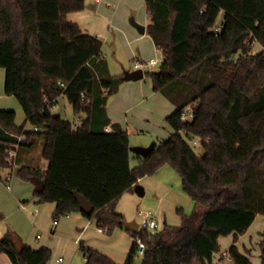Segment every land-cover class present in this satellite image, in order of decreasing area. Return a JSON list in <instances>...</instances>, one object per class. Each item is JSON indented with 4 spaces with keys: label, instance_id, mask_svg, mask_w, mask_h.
I'll list each match as a JSON object with an SVG mask.
<instances>
[{
    "label": "trees",
    "instance_id": "16d2710c",
    "mask_svg": "<svg viewBox=\"0 0 264 264\" xmlns=\"http://www.w3.org/2000/svg\"><path fill=\"white\" fill-rule=\"evenodd\" d=\"M144 1L147 33L163 55L160 69L150 74L153 90L175 107L166 119L172 135L145 159L132 158L128 133L108 115L122 76L111 74L102 42L69 20L86 0H0L4 91L25 116L18 127L14 111L0 110V173L8 170L34 186L41 179L45 188L35 190L36 202L55 204V220L80 213L110 235L125 229L116 211L120 199L170 166L195 211L186 216L179 210L181 226L130 233L146 245L143 264H214L219 239L231 235L235 243L219 261L228 255L232 264H253L236 242L264 216V0ZM255 45L262 51L254 53ZM60 98L84 116L80 125L52 112ZM195 139L202 155L190 143ZM40 159L48 162L46 170ZM75 192L94 207L92 215L81 211ZM80 249L86 264H117L97 250ZM260 249L264 264V233ZM0 253L12 264H47L52 255L11 233L0 239ZM135 254L136 244L127 264Z\"/></svg>",
    "mask_w": 264,
    "mask_h": 264
},
{
    "label": "rangeland",
    "instance_id": "374dc122",
    "mask_svg": "<svg viewBox=\"0 0 264 264\" xmlns=\"http://www.w3.org/2000/svg\"><path fill=\"white\" fill-rule=\"evenodd\" d=\"M105 5V10L99 13V17L89 15L83 19L82 27L84 33L97 37L102 42V53L113 76L123 77L124 72L132 71L136 61L143 65L141 69L145 73V77L141 81L122 83L119 92L112 96L108 103L110 105L117 97L123 95L125 86L130 85L133 87L135 98L125 100L123 104H118L115 107L113 106V110L117 112L122 123H124L123 126L125 132L128 133L130 148L149 147L152 144H158L161 140L168 139L172 135L173 131L166 119L174 108L162 94L153 90L150 74L157 72L161 64L150 69L145 67L152 59H161L163 57L162 53L157 50L148 33L140 35L131 25V20L133 19L137 24L148 27L149 18L145 1L109 0ZM222 19L223 13L219 16V23ZM253 52H261L259 45H255ZM4 84L5 71L0 69V110L14 111L16 113V125L21 127L25 125L23 110L15 97L6 96ZM52 112L70 121L73 125L81 124L83 115H76L65 98L59 100ZM26 129L31 130V126L27 124ZM195 150L199 155L203 154L201 147L195 146ZM33 153L34 157L38 158V150ZM39 163L43 170L47 169V161L40 159ZM133 164L135 166V161ZM162 171H164L162 174L164 183H162L168 185L170 189L169 195H166L167 190L164 187H159L156 183V178H154L156 173ZM6 173H9V171H2L0 177H4ZM156 173L142 178L151 181L155 179L154 183L147 184L148 188L146 190L148 191L143 198L138 197L136 194H127L120 199L116 209L117 213L124 216L126 221H136L139 225L144 221V217L140 216L139 212L150 213L158 224V229L151 230L152 233L161 232L166 225L181 226L183 217L179 210L186 216H191L195 211V204L184 192L182 179L176 170L166 165ZM15 181L25 183L16 174ZM1 185L3 186L2 183ZM141 185L146 188L145 185ZM3 188L17 203V209L13 212L10 206H7V199L4 197L3 192L0 191V205L2 206L0 214L4 218L0 223H3L4 235L11 233L15 241H22L28 244V241H25L27 238L36 248L49 249L52 255L47 264H59L57 263L59 258L63 260L61 264H86L79 245L75 243V240L81 234V230L85 227L84 224L77 226L76 223L70 222L73 221L71 220L73 217L71 215L61 217L57 219L59 228L55 229L53 235L51 232L55 221L53 218V203L37 204L34 192L29 195L28 191H23L22 195H17L15 191L10 194L4 186ZM25 196L26 198L24 199ZM141 200H143L142 203H140ZM19 201L26 205V212L20 210ZM38 207H40L41 211L37 218L30 215L31 209ZM34 220H36L38 225L32 223ZM85 221L88 222L89 220L85 219ZM90 222L95 225L97 223L95 219ZM95 225L84 232L82 236L83 244L93 247L104 255H108L107 253L112 254L117 258V261H124L125 263L129 252L126 248L131 234L122 232L126 237L118 236L121 230L117 228L110 235L104 233L101 235L97 232ZM263 233L264 216H258L244 240L248 246L252 245L251 259L253 263H257L259 260L260 247L257 242ZM38 235L41 236L40 240H37ZM250 236L253 238L252 242H250ZM230 246L231 239L223 237L220 242L221 253L217 257L227 252ZM240 246L242 248L243 245L240 244ZM5 256L8 257L6 254ZM229 259L227 255L219 264H229ZM215 260L217 261V258ZM143 261L144 257L136 252L133 264H143Z\"/></svg>",
    "mask_w": 264,
    "mask_h": 264
},
{
    "label": "crops",
    "instance_id": "0c3cea01",
    "mask_svg": "<svg viewBox=\"0 0 264 264\" xmlns=\"http://www.w3.org/2000/svg\"><path fill=\"white\" fill-rule=\"evenodd\" d=\"M107 1H109V0H86L85 9L83 11H81V12H78V13H74V14L69 15V20H71L73 22H76L80 26V28H82V31H83V27H82V25H83V22H82L83 19L86 18V16H89V15H94V17H99V13L100 12H103L105 10V6H106L105 3ZM72 16H74V17H72ZM149 23H150V21H149ZM144 27H146V26H144ZM146 33H147V27H146ZM146 33L144 35H146ZM259 47H260V49L262 51V47L260 45H259ZM138 64H140V62L136 61V63L134 64V66L132 68V71L135 70V67ZM125 83H129V82H125ZM133 98H135V95H134V92H133V87H131L130 85H127L123 89V95H120L119 97H117L115 99V101H113L110 105L108 103V106H107L108 115H109V117H110V119L112 121V125L113 124H119L123 131H125V128L123 126L124 123H122L121 118L117 115V112H115V110H113V106L115 107L118 104H123V102L125 100H130V99H133ZM173 108L175 110V107L174 106H173ZM83 118H84V116H82L81 119H83ZM108 129H109V132H110L112 130V126L108 127ZM133 155H134V153L131 152L132 158H133ZM133 162L134 161L132 160V163H131V166L132 167H134ZM135 165H136V162H135ZM163 173H164V171L156 173L154 178H156V183L159 185V187H164L165 190H167L166 195H169L170 189H169L168 185L166 183L163 184L164 183L163 180H162V178H163L162 177L163 176L162 174ZM8 179H9V181H8ZM154 180H152V181L151 180H145V179L139 180V183H138V190L139 191H135L134 193H132V195L136 194L138 197L143 198L146 195L147 191H148V190H146L148 188V185L147 184L148 183H154L155 182ZM1 183L3 184V186L6 188V190L10 194L14 193V191H15L17 195H22V192L23 191H28V194L31 195L33 192L35 193V190H36V187L33 184H30L28 182H25V183H22L21 182V183H19V181L18 182L15 181V176H11L10 177L9 173H6L4 177H0V191L3 192L4 197L7 199V206H10V208H11V210L13 212H14L15 209H17V203H16V201L11 196L8 195V193H6V191L3 188V186L1 185ZM141 184L145 185L146 188H144ZM125 195H127V194H125ZM125 195L123 197H125ZM128 195H130V194H128ZM25 198H26V196L24 197V199ZM142 202H143V200L140 201V203H142ZM21 205H23V208H21ZM19 207H20V210L21 211H23V212H26L27 211V207H26V205L23 202H20L19 201ZM0 208H2L1 205H0ZM40 211H41L40 207H38L36 209L32 208L30 215H32V216H34V217L37 218V216L40 214ZM53 211H55V204H54V207H53ZM70 215L73 216L72 219H71L73 221H70V222L76 223L77 226H81L83 224L85 226L84 229L81 230V234L75 240L76 245H79L80 248H81V246H84L86 248L94 249L93 247L86 246L85 244H83V242H82V236H83V234H84V232L86 230L92 228V226H94L95 224L93 222H90L91 220H89L88 222H86L85 219H87V218L85 216H83L82 214H80V213H73V214H70ZM256 220H257V218H256ZM55 221H57V224H54L53 225V230H51V232H52L53 235H54L55 229H57V227L59 228V226H58V220H55ZM32 223L38 225L37 222H36V220L32 221ZM2 224L3 223H0V239L4 236V228L2 227L3 226ZM253 224H252V226H253ZM95 226L97 228V232L102 235V233L99 231V227H98L97 223H96ZM252 226L249 228L248 232L245 235L240 236L238 238L237 242H236V246L238 247L239 251L241 253H243V254H247L249 256L251 262H252L251 256H252V252H253L252 245L250 244L248 246L244 240L248 236L249 231L251 230ZM120 230L121 231L118 233V236L120 235V236H123L125 238L126 235H124V234H127V233L130 234V232H128L126 229H124V231L122 229H120ZM122 232H125V233L123 234ZM222 238L219 239V243L221 242V239ZM226 238H230L231 239V246L234 245L235 239H234V236L233 235H231L229 237H226ZM24 239H25V237H24ZM40 239H41V236L38 235L37 236V240H40ZM252 240H253V238L250 236V242H252ZM261 240H262V235L259 237V240L257 242L259 244V247H260ZM25 241L26 242L28 241V244L33 249H39V248H36L35 245L31 244L30 241H29V239L26 238ZM134 244H135L134 238L131 235V238L129 239V244H128L127 248H126L127 251H129V252L127 254V259H126L125 263H124V261H121V262L120 261H117V258L115 256H113L112 254L107 253L108 255H106V256L110 257L117 264H127L128 263V260H129L130 253H131L132 249L134 248ZM240 244L243 245L242 248H241ZM94 250H96V249H94ZM102 252H104V251H102ZM225 254H226V252L223 253V255H225ZM83 256L85 258V255L84 254H83ZM260 256H261V249H260V253H259V260H258V262L257 263L256 262L255 263L252 262V263L253 264H261V258H260ZM216 258H217V261L218 262L216 260H214V263L215 264H219L220 263V261H219V258L220 257H217L216 256ZM60 259L62 260V258H59L57 260V263H59V264H61L63 262V260L60 261ZM85 261H86V258H85ZM231 263L232 262L229 259V264H231ZM0 264H12V263H11L10 259L5 256V254H0Z\"/></svg>",
    "mask_w": 264,
    "mask_h": 264
},
{
    "label": "water",
    "instance_id": "95a60500",
    "mask_svg": "<svg viewBox=\"0 0 264 264\" xmlns=\"http://www.w3.org/2000/svg\"><path fill=\"white\" fill-rule=\"evenodd\" d=\"M131 25L138 31V33H140L141 35H144L146 33V27L141 26L139 24H137L133 19L131 20ZM145 77V73L142 69H138V70H134V71H126L123 74L122 80L123 82H138L143 80ZM155 150V144H152L149 147H134L131 148V151L137 155L140 156L142 158H148L151 153ZM34 183H35V187L36 190L41 193L44 188H45V184L44 181H42L39 178H35L34 179ZM136 191L138 190V187H136ZM78 204L80 206L81 211L87 215L90 216L93 214L94 212V207L91 205V203L89 201H87L82 195H80L78 192L74 193ZM124 227L125 229L132 233V234H136L138 232V228H139V224L136 221H126L124 223Z\"/></svg>",
    "mask_w": 264,
    "mask_h": 264
},
{
    "label": "built area",
    "instance_id": "2783aa9c",
    "mask_svg": "<svg viewBox=\"0 0 264 264\" xmlns=\"http://www.w3.org/2000/svg\"><path fill=\"white\" fill-rule=\"evenodd\" d=\"M162 62H163V58H161V59L160 58L159 59H152L151 61H149V63H147L145 65V67L150 69V68H153V67H155L157 65L162 64ZM141 68H143V65L142 64H138V65H136L135 70H138V69H141ZM184 117L186 119H191L192 118V114H186V115H184ZM106 131L109 132V129L107 128ZM190 143L193 146L199 145V141L197 139L190 140ZM11 155L13 156V154H11ZM8 181H9V179H8ZM21 208H23V205H21ZM139 215L144 217V221H143V223L141 225H139L138 232H141V231H144V230H157L158 229V224L154 220L153 216L150 213L139 212ZM54 224H57V221H55ZM99 231L101 233L106 234V231L104 229H102V228H99ZM134 241H135V244H136V252L143 256V254H144V252L146 250V245H145L143 239L140 236H137V237L134 238ZM60 261H62V260L60 259Z\"/></svg>",
    "mask_w": 264,
    "mask_h": 264
}]
</instances>
